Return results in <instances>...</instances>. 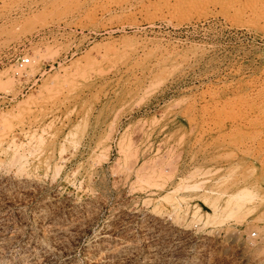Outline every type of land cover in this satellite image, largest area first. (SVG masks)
<instances>
[{
    "label": "rangeland",
    "instance_id": "obj_1",
    "mask_svg": "<svg viewBox=\"0 0 264 264\" xmlns=\"http://www.w3.org/2000/svg\"><path fill=\"white\" fill-rule=\"evenodd\" d=\"M0 54V264H264V0H0Z\"/></svg>",
    "mask_w": 264,
    "mask_h": 264
},
{
    "label": "built area",
    "instance_id": "obj_2",
    "mask_svg": "<svg viewBox=\"0 0 264 264\" xmlns=\"http://www.w3.org/2000/svg\"><path fill=\"white\" fill-rule=\"evenodd\" d=\"M28 64L29 59L27 57H15L10 54H0V69L5 66L11 67L13 78L19 81L16 86L20 88L18 89V91H15L13 93L0 92V111L10 108L18 99V97H21L22 94L25 93L28 88H30V86H28L29 82H25L27 78L26 69ZM251 236L254 235L252 234Z\"/></svg>",
    "mask_w": 264,
    "mask_h": 264
},
{
    "label": "bare ground",
    "instance_id": "obj_3",
    "mask_svg": "<svg viewBox=\"0 0 264 264\" xmlns=\"http://www.w3.org/2000/svg\"><path fill=\"white\" fill-rule=\"evenodd\" d=\"M134 144V143H133ZM120 146V145H119ZM135 153V152H134ZM59 165V164H58ZM197 171V170H196ZM137 172V171H136ZM198 172V171H197ZM204 172H206V171H204ZM127 177V176H126ZM148 179V178H147ZM198 187V186H197ZM243 190H245V189H243ZM240 192V191H239ZM241 196V195H240ZM243 196H245V195H243ZM242 196V197H243ZM236 197V196H235ZM246 197V196H245ZM239 199H240V197H238ZM242 199V198H241ZM197 209V208H196ZM238 209V208H237ZM218 214V213H217ZM214 214H212V216H213ZM228 215V214H227ZM211 219V218H210ZM213 219V218H212ZM198 220V219H197ZM196 221V220H195ZM209 246V245H208ZM103 258V257H102Z\"/></svg>",
    "mask_w": 264,
    "mask_h": 264
}]
</instances>
